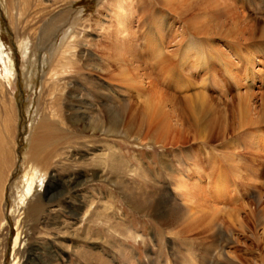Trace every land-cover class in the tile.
Segmentation results:
<instances>
[{
  "label": "rangeland",
  "instance_id": "rangeland-1",
  "mask_svg": "<svg viewBox=\"0 0 264 264\" xmlns=\"http://www.w3.org/2000/svg\"><path fill=\"white\" fill-rule=\"evenodd\" d=\"M10 1L0 264H264V39L240 31L264 0ZM42 115L59 144L35 168Z\"/></svg>",
  "mask_w": 264,
  "mask_h": 264
},
{
  "label": "bare ground",
  "instance_id": "bare-ground-1",
  "mask_svg": "<svg viewBox=\"0 0 264 264\" xmlns=\"http://www.w3.org/2000/svg\"><path fill=\"white\" fill-rule=\"evenodd\" d=\"M213 1V7L212 9H214V6L218 7V3H220L219 0H211V3ZM230 0H225V5L222 7L220 6V8L222 7V9L220 10L222 16H224L225 18H228V15L230 16V13L232 12V8L229 7V2ZM8 2V8L10 9L12 7V3L10 0H7ZM223 4V3H222ZM232 6V5H231ZM234 7V6H233ZM234 9V8H233ZM21 11H23V9H21ZM234 11V10H233ZM23 13V12H22ZM232 13H235V12H232ZM63 19V18H61ZM60 19V20H61ZM214 19V18H213ZM56 26V24H55ZM61 26V25H60ZM234 27H241L240 26V23L239 21L236 20L235 24H233ZM212 27V26H211ZM48 31H52L53 28H54V23H51V25H49L48 27ZM57 28V27H56ZM55 28V29H56ZM210 28V27H209ZM54 29V30H55ZM213 30V29H212ZM233 30V29H232ZM47 31V32H48ZM239 31V30H238ZM240 31H241V34L245 35V34H250L249 37L245 38L244 40L245 41H250L252 42L253 40H263L264 39V24L262 23H259V24H254V25H251V26H246V27H243V28H240ZM257 33H259V37H257ZM202 34V33H201ZM49 35V34H48ZM243 35V36H244ZM46 37V36H45ZM238 37V36H237ZM236 37V38H237ZM46 39V38H45ZM241 40V38H240ZM3 44H2V41L0 40V61L2 62V64L4 65L5 67V75H6V78L9 79L11 77V74H12V69H13V63L12 61L10 60L9 56L8 55H5L4 54V49H3ZM28 48V46H26V49ZM159 49V47H158ZM148 50V49H147ZM151 50V48H150ZM138 49L137 47L135 48V54L137 53ZM152 51H155V50H152ZM155 53V52H154ZM151 54V53H150ZM200 54V53H198ZM154 55V54H153ZM152 55V56H153ZM203 55V54H202ZM197 56V55H196ZM201 56V55H199ZM211 56V55H210ZM213 56V54H212ZM150 57V56H149ZM156 62L155 64L156 65H163L162 62H166L167 61V57L164 56V54L161 53L160 50L157 51V53H155L154 55V58H153ZM152 59V60H153ZM7 64L9 65V67H7ZM158 66V67H159ZM172 73L168 72L167 75L170 76V77H173L172 75L174 74L173 72L175 71L174 69H172ZM167 76V78H168ZM60 99V98H59ZM42 109L39 108V113L42 112L41 111ZM41 114V113H40ZM10 116V117H9ZM1 117V116H0ZM151 117V118H150ZM13 116L10 115V114H6L5 118H4V122L2 123V125L4 126V128H6L7 132L5 133V135H0V183L5 175V172L7 170V168L11 165L9 160L6 159V156H5V151H4V146L5 144L7 143V141L9 140L10 141V138H11V135H10V132L11 131H8L12 125H14V120H13ZM41 130L39 131V133H37V135L33 138L34 143H32V146H31V149L30 151L27 153V160L29 163H32V165L37 168L41 165L42 163H45L47 161V157L51 154H47L48 151H57V147H58V144H59V141L57 140V136H58V133L56 132V130L50 126V121L44 117L42 115V118H41ZM148 123V125L151 127L153 125L158 124L159 125V122L161 121H164V117L162 118L161 115L159 114H156V115H151L150 114V108L149 107H146L144 109V112H143V121H145ZM1 121V120H0ZM150 122V123H149ZM1 124V123H0ZM53 126V125H52ZM89 126V125H88ZM156 126V125H155ZM165 132H171V128L170 126H168V124H165ZM2 130V129H1ZM5 130V129H4ZM5 130V131H6ZM7 135V136H6ZM8 141V143H9ZM67 141V137L65 136L63 139H62V143H66ZM7 143V144H8ZM10 153V152H9ZM8 158V156H7ZM36 169L33 170V175H36ZM35 177H32L28 183V189H27V194L30 195L31 192L33 191V188L35 187ZM64 185V184H63ZM195 185V184H194ZM197 189H199L200 186H196ZM193 186V188H196ZM183 188V187H182ZM185 188V187H184ZM66 186H65V190H66ZM187 189V188H185ZM196 189V190H197ZM194 191V190H193ZM193 191L191 193H193ZM195 193V192H194ZM197 193H198V190H197ZM184 194V193H183ZM63 193H59L57 196L58 198L60 196H62ZM185 196H187V194H184ZM192 196V194H190ZM189 198V197H188Z\"/></svg>",
  "mask_w": 264,
  "mask_h": 264
}]
</instances>
